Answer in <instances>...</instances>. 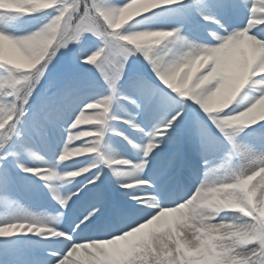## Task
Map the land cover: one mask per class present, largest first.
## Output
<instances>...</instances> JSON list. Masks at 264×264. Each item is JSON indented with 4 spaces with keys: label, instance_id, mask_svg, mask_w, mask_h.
Instances as JSON below:
<instances>
[{
    "label": "clouds",
    "instance_id": "1",
    "mask_svg": "<svg viewBox=\"0 0 264 264\" xmlns=\"http://www.w3.org/2000/svg\"><path fill=\"white\" fill-rule=\"evenodd\" d=\"M176 2L178 0H127L123 5L100 12L102 25L95 16L89 17L87 26H81L83 31L79 35V22L73 23L70 16L71 4H65L59 15L46 20L29 34L13 36L0 31V67H4L6 71V75L0 76V90L10 87L23 92L24 88L17 86L26 87L32 70L50 55L54 58V47L58 50L60 44L74 36L76 39L73 42L78 43L83 32L89 30L90 26H106L110 30L109 35L114 36L132 54L151 52L174 37L177 29L136 27L131 31L123 30L155 10ZM59 3L60 0H0V9L29 15L56 8ZM252 12L254 15L248 20L246 27L233 29L215 45L201 44L185 37L178 46L180 66L171 74L158 79H161L165 87L181 96L191 97L196 92L195 87H189L188 83L193 67L197 64L200 69L218 66L219 73H209L210 79H218L219 82L213 89L208 107L211 114L226 111L237 102L254 78L264 75V40L251 34L253 27L264 25V0H256ZM95 59L94 54L85 62L94 63ZM110 104L89 105L88 107L102 108V111L87 117L82 112L77 120L87 124H99L101 132L105 131L107 121L111 119ZM219 119L230 132L236 133L264 122V93L239 112ZM101 132L96 135L102 138ZM91 134L78 133L77 139ZM92 152H98V148L87 145L69 148L65 145L57 161H72ZM101 159L112 171L111 165L126 162L103 155ZM95 166L88 165L86 169H79L76 173L64 172L60 176L67 183H71L77 174ZM241 172L250 175L241 180L238 175ZM128 175L121 173L115 176L122 179ZM141 183L144 182L134 181L126 186L132 187ZM71 198L72 193L60 194V207L65 208ZM141 204L159 210L119 235L74 244L59 264H177L171 258L175 255L184 257L186 264H254L248 246L259 244L264 247V165L256 167L252 161L241 160L233 167L231 160H222L206 170L194 192L181 203L172 207H161L158 199L152 197L142 199ZM227 212L240 215L226 219L222 214ZM244 217H250L251 222H246ZM62 218L63 213H56L30 217L24 223L5 224L0 227V236L17 233L65 236L59 230Z\"/></svg>",
    "mask_w": 264,
    "mask_h": 264
},
{
    "label": "snow or ice",
    "instance_id": "2",
    "mask_svg": "<svg viewBox=\"0 0 264 264\" xmlns=\"http://www.w3.org/2000/svg\"><path fill=\"white\" fill-rule=\"evenodd\" d=\"M125 3H127V0H120V2H117V0H60V3L56 6V8L51 9L53 11H43V14L44 18L48 20L53 16L59 15V11L65 4H71L72 9L70 11V16L73 23L79 22L77 24V35H79V32L83 31L81 26H87V20L89 17L95 16L98 23L102 25L103 22L99 17L100 12L109 11L114 6L123 5ZM241 6L250 7L251 18L254 15L252 9L256 6V0H243ZM193 7L206 23H212L217 26L216 30L208 31L207 36L204 37L205 43H219L229 35L230 32L224 28V26L220 24L217 19V15L220 12L228 13L232 10L229 0H191L190 4L186 3L185 0H178V2L172 5L155 10L148 16L141 18V20L137 21L135 25L123 30L131 31L136 27L163 30L177 29L176 35L170 40L162 43L160 45L161 47L155 48L151 52L145 51L142 53V55L146 58L152 73L157 79L158 77L163 78L166 74H171L180 66L181 60L179 57L178 46L183 42L186 36L183 35V29L179 25L187 18L189 10ZM161 13L176 14L178 17L177 23L171 25L152 23V19ZM33 14L19 15L15 11L0 9V31H4L8 34L10 30L17 27L19 21L24 16H31ZM260 26L264 25L253 27L251 29V34L261 40H264V27ZM109 31L110 30H108L106 26L99 28L96 26H90L89 30L83 32V36L77 44L81 43L85 34H91L99 39L100 46H98L94 51L81 48L76 57L80 63L92 65L103 76V79L108 84V88L110 90L109 94L105 98L95 99L88 102L80 101L77 105L79 108V114L75 115L73 113L71 122L65 121L67 126L63 127V135L66 137L63 143V148L65 145L69 148L78 147L73 145V141H80L79 146L87 145L88 147L98 148V152H92L73 159L72 162L76 165V167L72 170L66 171L76 173L79 169H86L88 165H96L90 170L77 174L75 177H84V179L87 180V184L83 186V192L88 191L89 185L95 187L96 182L100 178V171L103 167L107 166L106 162L102 161V154L100 153L102 151V142L106 140L107 134L113 130L107 128L105 131L101 132V125L99 124H89L92 125L94 131L81 130L77 126L87 123L78 121L77 117L80 116L82 112L85 113V110H92L93 113L102 111V108L88 107L89 105L112 103L118 95L117 83L124 75L126 63L130 57L141 53L136 52L135 54H132L129 49L123 47L120 42L114 38V36L109 35ZM9 35L15 36L14 34ZM75 39L76 37L74 36L64 41L58 46V50L54 47V58L61 49L67 48L70 44L76 43L73 42ZM94 54L96 56L94 63L85 62L88 57L93 56ZM54 58L50 55L45 58L38 67L32 70L31 79L26 87L22 85L17 86V88H24L23 92L10 87H5L0 90V187H4L10 183L11 175L9 169L12 166L17 167L22 172L35 176L46 183L53 179L63 180L60 175H57V170L59 165L69 161H57V157L60 155L61 151L56 153L55 160L47 161L32 149L28 139H26V136H30L32 131L39 133V135L43 138L49 127H58L60 122L64 119L65 106L72 97L73 93L76 91L75 86L58 89L51 95L41 96L38 106L34 107L33 104H30V101L34 102L36 100V97H34L33 94L37 91V86L40 85L41 80L45 77L48 66ZM219 72L220 68L217 66L215 68L206 69L205 73H201L197 76L195 82L192 83L196 92L191 97L181 96L178 92L173 91L171 88L165 87L163 83H161L163 85L161 87L143 78H137L130 83L131 91L129 94H126L123 99L134 106L138 111H154L158 113L162 119L150 132L146 133L147 151H143L139 162L128 163L129 160L122 159L126 162L111 165L114 175L119 176L121 173L129 174L126 178L119 179V183L120 186L126 190L125 195L134 199L136 203L140 205V208L138 210V217L123 219L120 225L110 229L108 232L110 237L119 235L121 232L127 230V228L139 224L141 221L147 220L159 210L142 206V199L156 197L161 207H172L188 198H177L166 204L163 199L158 198L162 196L163 185L157 187L155 184L150 183L143 175H141V173L145 167L150 164L151 154L154 150L159 148L164 139H172L174 130L183 121L189 110L195 114L193 129L201 138L206 152L223 151V160H231L233 167H236L238 162L241 160L252 161L256 167L264 165V124L260 126L262 131L259 136H257L255 132H245L244 136L241 137L237 135L236 132H230L219 119V117H227L239 112L243 107H246L249 103H251L257 96L264 93V87L254 90L255 93H258V95L250 96L245 93L244 96L241 97V100L237 101L235 106L228 108L224 112L211 114V109L208 107V103L213 89L216 87L219 80L210 79L209 73L216 74ZM4 75H6L5 68L0 67V76ZM258 78L260 81H264V75H260ZM158 80L161 82V79ZM190 81H192V74L189 79V82ZM30 109L32 110L31 115L29 114ZM200 111L204 114L206 112L210 113L207 115V120H211L212 124L219 129V131L223 134V139L215 136L211 132V125L200 119ZM110 117L111 119H119L115 116ZM123 122L130 124L133 128L138 127L133 122L130 115L124 119ZM98 132H101L102 138L100 135H96ZM78 133H92L91 135H84L82 137L91 139L87 142H85L82 138L77 139ZM116 134L122 135V133ZM125 139H127V137H125ZM98 153L100 155H98ZM25 155L32 159V165L22 162V158ZM129 165L130 167L127 169H123L121 167ZM171 165L172 161L170 159L161 160L159 166L154 170V178H163ZM35 169H40V171H33ZM238 175L239 178L243 180L245 176L250 175V173L241 172L238 173ZM134 181H143L144 183L135 184L132 187L126 186L133 184ZM50 190L52 191L53 197L57 202L59 201L60 205L62 201H60L59 192H57L54 188ZM83 192H73L72 198L74 196L82 195ZM102 201L103 193H94V200L92 204L83 214V219L81 220L83 223L80 221L78 227L76 226V228L71 232L63 231L66 234L65 236L53 237L60 238L61 242L67 243L66 250L63 253H52V255L56 257L54 264H59V262L64 260L74 244H81L85 241L108 239L89 237L84 242H80L74 236V233L80 229L81 225L86 227L87 223H91L92 218H94L100 211V204ZM35 216L37 215L27 213L22 209L16 208L8 219H6L3 223H0V227L5 224L24 223L28 221V218ZM85 217H88V219H85ZM244 220L246 222H251L250 217H244ZM43 235L48 236L46 233ZM248 249L251 256L254 258V264H264V247H261L259 244H253L249 245ZM171 258L175 259L177 264H186V259L184 257L175 255Z\"/></svg>",
    "mask_w": 264,
    "mask_h": 264
},
{
    "label": "rangeland",
    "instance_id": "3",
    "mask_svg": "<svg viewBox=\"0 0 264 264\" xmlns=\"http://www.w3.org/2000/svg\"><path fill=\"white\" fill-rule=\"evenodd\" d=\"M117 2H120V0H117ZM185 2L190 4L191 0H185ZM229 2L231 4L232 10L228 13L220 12L217 15V19L219 20V23L224 26V28L231 32L233 29H240L246 26L247 20L250 17V7H242L241 5L243 0H229ZM46 11L51 12L53 10ZM177 20L178 17L174 13H161L157 17L153 18L151 22L154 24L171 25L177 23ZM45 22L46 19L44 18L43 12L36 13L31 16H24L19 21L17 27L10 30L8 34H14L15 36L26 35L37 30ZM179 26L183 29V35L191 40L197 41L201 44H217V42L210 44L205 43L204 37L207 36L208 31L216 30L217 26L212 23H206L201 18L199 13L195 11L194 7L189 10V15L182 21V23H180ZM71 46V51L69 52L68 56L71 61L76 64L87 65L80 63L76 59L78 52L81 48L94 51L98 46H100V41L91 34H85V37L82 39L81 43H73ZM159 47L161 46H158L157 48ZM140 58L142 61L137 55L133 59L129 58L125 65L124 75L117 83L118 95L110 104L109 115L118 117L119 119H109L107 121L106 127L112 129L113 131L109 132L106 136V140L102 142V151L100 153L105 157L110 156L116 159H127L132 163L140 161L143 151L146 150V133L150 132L162 119V117L154 111H138L134 106L123 99V97L126 94H129L131 91L130 83L137 78H143L145 80H149L151 83L157 86H163L152 73L146 58L143 55H140ZM58 63L63 66L64 60L63 62H59L58 59H53L50 63L52 64V67L48 66V70L46 71L47 76L44 79V82L47 84L43 88L41 94H39V97L32 103L34 107L39 105L41 96L51 95L58 89H63L70 86L67 84L55 85L51 79L56 75V70L59 69ZM38 66L39 65H37V67ZM195 66L199 67L198 64ZM133 67H136L140 72L137 74L132 73L131 69ZM91 68L94 67L92 66ZM145 68L152 73L154 79L145 75V73L142 71V69L146 71ZM257 81H260L259 78H254L253 81L250 82L246 89L241 93V97L244 96L245 93L250 96L258 95V93H255L254 91L255 86H253V82ZM109 91L110 90L108 88L107 82L98 88L88 91H79L76 89L65 106L64 119L60 122V125L58 127H49V130H47L51 132L53 131L55 133L57 143L52 145L43 156L41 155V157L47 161H53L55 160L56 153L63 149V143L66 139V137L63 135V127L67 126L65 121L71 122L73 113L75 115L79 114V108L77 105L80 103V101L88 102L95 99L105 98L109 94ZM241 97H239L237 101H240ZM236 103H234L232 106H235ZM31 111L32 110L30 109V115ZM92 114V110H85L86 117ZM129 115L132 117L133 122L138 126L137 128H133L130 126V124L123 122L124 119H126ZM199 116L200 119L204 121L203 116L207 117V114H204L202 111H200ZM194 118L195 114L189 110L186 113L183 121L174 130L172 139H164L159 148L154 150V152L151 154L150 164L146 166L141 173V175H143L150 183L159 187L161 184H165L167 182H165V179H169L170 181L175 179L177 174L181 175L182 172L179 173L180 165L184 162L185 166L189 167V169L194 167L193 170H197L199 167H202L203 171L200 172L198 170V174H194L191 171L188 172V179L186 178V174L183 175L187 187L185 190L186 193H182V198L189 197L194 192L197 185L204 178L206 170L209 167L220 163L223 160L224 155L223 151H205L201 138L193 129ZM207 124L211 125V132L212 128L216 127L214 124H212L211 120H209ZM262 124H264V122H260L256 125L248 127L249 132H255V134L259 136L262 131L260 128ZM77 127L81 130L94 131L92 125L89 124L78 125ZM48 133H46V135H48ZM116 133H122V135H117ZM237 135L241 137L244 136V134ZM37 136H39V133L35 131H32L30 136H26V139H28V142L33 150V140H35ZM125 137H127V139H125ZM82 139L87 142L91 138ZM133 144L135 145L133 146ZM73 145L79 146L80 141H73ZM127 149L129 152H127ZM37 154L39 155L38 152ZM163 159H170L172 161V165L168 168L163 178H154V170L159 166L161 160ZM22 162L28 165L33 164L32 159L27 155L22 158ZM75 167L76 165L72 161L61 164L57 170V175L59 176ZM121 167L123 169H127L130 167V165ZM9 171L11 175L10 183L4 187H0V223H3L6 219H8L16 208L22 209L27 213L37 216L63 213L62 223L59 225V230L71 232L78 224H80V221L83 219V214L92 204L94 200V193L96 192L103 193V201L100 204V209L102 210L110 206V194L118 196V198L122 199L121 205H111V207L114 208L112 217L114 218L116 226L120 224V220L116 219L119 215V212L122 214V210H132L140 207V205L137 204L134 199H131L125 195L126 190L120 186L119 179L107 166L103 167V169L100 171V178L96 182L95 187L89 185L87 192H83V186L87 184V180H85L84 177L75 178L72 183H67L66 181L60 179H53L46 183L35 176L22 172L15 166H12ZM192 181L193 183L191 184ZM51 183L54 186L51 185ZM24 187L31 191L32 194H34L36 198L40 200L39 204L34 203L27 196H25ZM184 187L185 186L181 187L180 192ZM52 188L62 195L73 192H83V194L74 196L65 208H61L59 203L53 197L52 191L50 190ZM238 215L240 214L236 212H227L222 214V216L226 219ZM100 221L101 220H99V222ZM103 222L104 221H101L99 223L101 227L103 226ZM110 223V228H108L107 233H105L106 236L104 235L103 237L99 238H111L108 235V232L111 229L112 221H110ZM86 228L87 227L84 225H81L80 229L77 230L74 235L82 232ZM100 230L101 229L97 231V229H95L94 231L99 232ZM97 235L98 234H96L94 237L97 238ZM59 241L60 238H53L46 235L37 236L33 233H17L7 237L0 236V264H36L37 259L42 255H46L48 252L46 248L52 243H55L52 245L57 247L56 245ZM191 254L192 253H189V255Z\"/></svg>",
    "mask_w": 264,
    "mask_h": 264
},
{
    "label": "trees",
    "instance_id": "4",
    "mask_svg": "<svg viewBox=\"0 0 264 264\" xmlns=\"http://www.w3.org/2000/svg\"><path fill=\"white\" fill-rule=\"evenodd\" d=\"M72 44H70L68 47H71ZM66 53V52H65ZM141 53H138L137 56L138 58L142 61L140 58ZM136 56L130 57V58H135ZM49 66L52 67V64H49ZM56 76H58V79H69L74 83L81 84L82 86L85 85H90V82H94L99 80V73L94 69V70H85V72L81 69L78 68H73L71 66L67 68H63L62 71L56 70ZM42 83V80L40 82V85ZM40 85L37 86V91L39 90ZM37 91L33 94L34 96L37 94Z\"/></svg>",
    "mask_w": 264,
    "mask_h": 264
},
{
    "label": "bare ground",
    "instance_id": "5",
    "mask_svg": "<svg viewBox=\"0 0 264 264\" xmlns=\"http://www.w3.org/2000/svg\"><path fill=\"white\" fill-rule=\"evenodd\" d=\"M260 27H263V26H260ZM205 71H206V69H200L199 67L194 66L193 69H192V81L189 82V87H191L192 83L195 82L196 77L199 76L201 73H205ZM253 86H255V89L264 87V81L253 82ZM40 140L43 141V139H40ZM51 185H53V184L51 183ZM46 187H48V186H46ZM99 219H101V216H95L94 218H92L91 222H95V221H97ZM64 246H67L66 242H64L61 245V247H64Z\"/></svg>",
    "mask_w": 264,
    "mask_h": 264
}]
</instances>
